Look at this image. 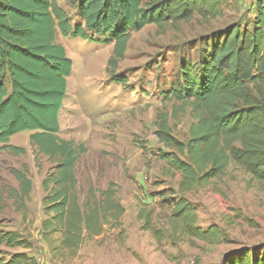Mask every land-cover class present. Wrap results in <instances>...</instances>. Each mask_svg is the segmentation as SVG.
<instances>
[{"label":"trees","instance_id":"16d2710c","mask_svg":"<svg viewBox=\"0 0 264 264\" xmlns=\"http://www.w3.org/2000/svg\"><path fill=\"white\" fill-rule=\"evenodd\" d=\"M229 0H76L81 24L74 27L56 0H0V153L24 155L26 150L10 144V139L30 132L31 144L40 157L55 165L43 182L46 219L43 241L55 261L77 257L88 240L104 232L112 220L119 226L125 209L117 198L116 184L96 197L90 190L85 204L77 192L76 168L87 153L84 144L61 138L60 113L68 100V80L74 65L59 35L83 40L100 35L113 45L107 72L114 82L127 84L117 76L126 59L134 34L145 27L191 23L222 18ZM167 97L190 103L195 122L189 139L173 135L168 116L157 122L156 136L165 149L159 159L167 165L163 176L180 179L177 189H169L173 237L223 242L218 225L199 224L197 209L188 195L221 179L234 164L250 181L264 184V0L257 3L252 27L233 25L202 46L195 63L185 62L181 78ZM20 184V210L30 198L32 182L25 172L13 170ZM154 211L141 208L138 218L143 230L158 243L165 232L153 222ZM237 218H242L241 214ZM0 246L32 250L33 244L21 233L0 231ZM0 264H40L28 252L0 258ZM224 264H264V250L244 248Z\"/></svg>","mask_w":264,"mask_h":264},{"label":"rangeland","instance_id":"374dc122","mask_svg":"<svg viewBox=\"0 0 264 264\" xmlns=\"http://www.w3.org/2000/svg\"><path fill=\"white\" fill-rule=\"evenodd\" d=\"M74 27L81 24L76 0H56ZM259 0H229L224 15L210 21L196 17L191 23L145 27L131 39L118 77L107 72L113 45L96 34L88 39L58 36L71 58L74 70L68 80V100L60 113L61 138L84 144L87 153L77 168V192L85 204L89 191L96 197L116 184L117 198L125 209L119 226L104 224L101 236L88 240L77 257L53 260L43 241L42 222L46 219L43 182L55 165L40 157L31 144L30 132L10 139L26 154L0 153V231L21 233L33 248L24 251L0 246V258L28 252L40 264H224L226 258L244 248L264 250V184L250 181L242 169L231 164L225 175L206 188H197L187 197L197 209L199 224L218 225L223 242L212 245L173 237L169 221V189H177L180 176H163L166 163L159 159L165 149L157 139V122L168 116L173 135L186 142L195 122L190 103L167 97L181 78L185 62H197L204 42L229 27H252ZM25 172L32 182L25 213L19 182L13 170ZM153 210L154 224L165 232L158 243L143 230L138 215L141 208ZM242 218L238 219L237 215Z\"/></svg>","mask_w":264,"mask_h":264}]
</instances>
